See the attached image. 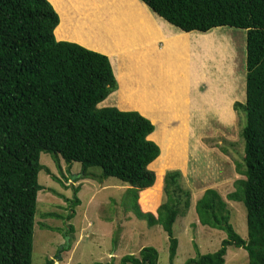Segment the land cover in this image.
I'll list each match as a JSON object with an SVG mask.
<instances>
[{
    "label": "trees",
    "instance_id": "1",
    "mask_svg": "<svg viewBox=\"0 0 264 264\" xmlns=\"http://www.w3.org/2000/svg\"><path fill=\"white\" fill-rule=\"evenodd\" d=\"M141 1L186 33L219 27L247 32L246 98L233 105L245 117L244 167L236 165L244 178L228 199L243 202L248 238L234 230L220 193L206 189L195 207L199 222L226 231L228 238L216 252L185 264H225L229 246L245 249L249 264H264V0ZM59 23L48 0H0V264H32L43 152L69 165L80 163L85 176L98 167L100 180L114 177L139 189L156 181L149 169L160 155L150 139L155 125L137 111L98 107L118 88L111 62L105 54L57 40ZM63 32L60 28L58 35ZM181 178L178 170L166 173V199L156 214H147L149 224H160L168 235L169 264L178 249L173 226L182 207L191 206L192 193ZM158 259L155 248L145 247L121 262L158 264Z\"/></svg>",
    "mask_w": 264,
    "mask_h": 264
},
{
    "label": "rangeland",
    "instance_id": "2",
    "mask_svg": "<svg viewBox=\"0 0 264 264\" xmlns=\"http://www.w3.org/2000/svg\"><path fill=\"white\" fill-rule=\"evenodd\" d=\"M222 28L226 27L209 32L217 30L214 31L217 33ZM226 30V37L229 34L228 39L237 41L233 52L230 54L227 43L213 42L208 45L210 57L207 59L202 54L203 46L198 43V55L202 54V66L207 65L210 77L207 83L195 79L198 85L201 83L197 88L198 98L205 99L211 87L213 100L222 102L220 98L224 95V106L231 109L236 101L244 102L246 98L247 32L229 27ZM222 33L218 35L225 36ZM191 62L180 64L179 71L197 70L195 61ZM196 75L202 77L200 73ZM211 116L210 125L209 121L206 125L199 122L198 127L195 123L196 136L188 134L187 142L179 140L174 149L167 147L166 140H159L160 155L149 166L156 174V181L149 188L131 187L114 177L100 180L102 170L98 167L90 168L87 172L91 175L85 176L80 163L69 165L62 158L56 159L43 152L38 179L42 190L38 194L35 216L32 264H47L50 260L54 264H122L124 256L138 255L145 247L157 250L158 264H169L168 235L160 224L151 226L147 214H156L164 203V177L167 172L176 170L182 173V186L191 191L192 198L190 208L184 211L182 207L183 213L173 226L174 237L178 240L174 264H185L189 259L214 253L228 238L226 231L199 222L195 207L206 189L214 188L220 193L228 203L234 230L247 239L246 208L242 201L228 199V195L236 191V181L244 178L236 171V165L240 163V167H244L245 142L240 132L245 117L235 110L228 123H223L217 114ZM225 264H249L247 251L229 246Z\"/></svg>",
    "mask_w": 264,
    "mask_h": 264
},
{
    "label": "crops",
    "instance_id": "3",
    "mask_svg": "<svg viewBox=\"0 0 264 264\" xmlns=\"http://www.w3.org/2000/svg\"><path fill=\"white\" fill-rule=\"evenodd\" d=\"M48 1L60 17L57 40L105 54L111 62L118 88L99 108L139 112L155 125L150 139L155 143L166 140L169 149H174L179 140L187 142L188 134L196 136L199 122L206 125L209 121L210 125L213 113L223 123L232 121L234 109L224 106V95L222 102L213 100L209 87L205 99L198 98L201 83L198 85L195 78L207 83L210 76L206 66L201 63L195 72L189 67L179 71L180 64L196 59L195 40L202 32H183L141 0ZM60 28L64 30L61 36Z\"/></svg>",
    "mask_w": 264,
    "mask_h": 264
},
{
    "label": "bare ground",
    "instance_id": "4",
    "mask_svg": "<svg viewBox=\"0 0 264 264\" xmlns=\"http://www.w3.org/2000/svg\"><path fill=\"white\" fill-rule=\"evenodd\" d=\"M127 3V2H126ZM119 13V12H118ZM227 29V27L225 28V30ZM225 30H223V28H222V31L219 29L218 31L219 32H214V31H217V30H214V31H211V32H209V34H207V35H205V36H199L196 40H195V45H197L198 43L200 44V45H202L203 46V53L205 54V57L207 58L208 56H209V51L210 50H208V45L209 44H213V42H215V43H217V44H222V43H227L228 45V47L230 48V54L233 52V49H234V45H236V43H237V41H236V39L235 38H233V40H231L230 38L228 39V35H227V37H226V35H225V33H227V31L228 30H226V32H225ZM234 30V29H233ZM234 31H236V30H234ZM220 32L222 33V34H224L225 36H219L218 34H220ZM234 33V32H233ZM236 33V32H235ZM234 33V34H235ZM196 37V36H195ZM241 37H242V35H241ZM196 48V47H195ZM236 50H238L237 48H236ZM195 55V54H194ZM228 56H229V54H228ZM210 57V56H209ZM193 58H194V56H193ZM195 62H196V66H201V61H202V59L200 58V56L198 55V53L196 54V56H195ZM208 59V58H207ZM214 60V56L213 57H211V60ZM203 62V61H202ZM206 68H207V65H206ZM195 72V71H194Z\"/></svg>",
    "mask_w": 264,
    "mask_h": 264
}]
</instances>
